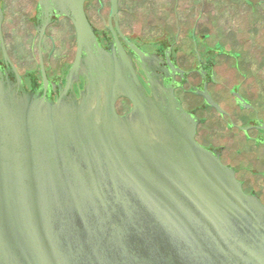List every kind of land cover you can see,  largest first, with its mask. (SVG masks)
<instances>
[{
  "label": "water",
  "instance_id": "95a60500",
  "mask_svg": "<svg viewBox=\"0 0 264 264\" xmlns=\"http://www.w3.org/2000/svg\"><path fill=\"white\" fill-rule=\"evenodd\" d=\"M37 1L38 36L27 22L35 0H2L4 61L3 12L8 51L22 70L37 68V37L51 18L65 17L72 24L61 20L48 33L55 56L76 36L66 89L79 76L87 82L78 99L56 103L0 83V264H264V206L195 141V118L173 91L149 80L146 94L113 30L115 47L100 48L85 0ZM109 2L111 20L118 0ZM138 2L122 1L123 21L145 9ZM95 7L89 0L91 15ZM49 49L45 40L42 55ZM216 97L231 106L227 94ZM119 98L131 103L124 116L115 111Z\"/></svg>",
  "mask_w": 264,
  "mask_h": 264
},
{
  "label": "flooded vegetation",
  "instance_id": "af4514ba",
  "mask_svg": "<svg viewBox=\"0 0 264 264\" xmlns=\"http://www.w3.org/2000/svg\"><path fill=\"white\" fill-rule=\"evenodd\" d=\"M96 1L94 15L87 8L89 0H85L84 11L100 48L110 52L116 44L115 34L146 94L151 96L149 80L171 89L183 111L195 118V141L217 154L221 163L233 170L244 193L256 197L264 206V0H136L137 6L145 9L134 10L132 21H123V0H118L117 15L111 20L109 0L106 4ZM2 3L1 0L4 11ZM37 6L35 0L27 22L38 36L36 26L43 19ZM106 7L108 12L103 15ZM3 14L4 47L20 79L17 82L0 48V83L4 88L47 103H56L59 98L78 99L86 79L79 76L71 89H66V75L76 55V36L70 47L64 44L55 56L56 41L48 33L61 20L72 22L65 17L51 18L40 42L36 36L37 68L22 70L9 54ZM226 18L230 25H223ZM45 40L49 41L50 51L43 56ZM127 42L142 51L146 60L141 62ZM203 93H208L220 111L208 106ZM220 94H227L231 106L223 107L217 102ZM130 110L127 99L116 101L119 116Z\"/></svg>",
  "mask_w": 264,
  "mask_h": 264
}]
</instances>
